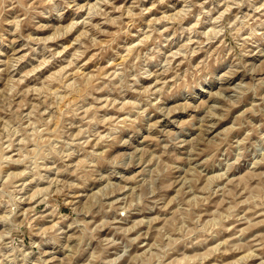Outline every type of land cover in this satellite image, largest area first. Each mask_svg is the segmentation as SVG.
<instances>
[{
  "label": "clouds",
  "instance_id": "9594fccd",
  "mask_svg": "<svg viewBox=\"0 0 264 264\" xmlns=\"http://www.w3.org/2000/svg\"><path fill=\"white\" fill-rule=\"evenodd\" d=\"M0 264H264V0H0Z\"/></svg>",
  "mask_w": 264,
  "mask_h": 264
}]
</instances>
